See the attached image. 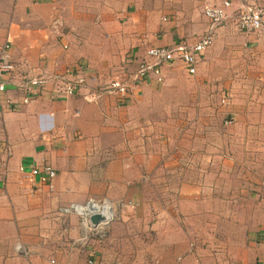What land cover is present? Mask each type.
Returning a JSON list of instances; mask_svg holds the SVG:
<instances>
[{
  "label": "crops",
  "instance_id": "crops-1",
  "mask_svg": "<svg viewBox=\"0 0 264 264\" xmlns=\"http://www.w3.org/2000/svg\"><path fill=\"white\" fill-rule=\"evenodd\" d=\"M222 1L0 0V46L19 75L43 81L27 104L1 96L13 103L0 106V264H259L264 37L233 30V15L264 0H226L192 74L174 61L121 104L88 99L147 48L194 42L209 29L202 8ZM66 70L86 85L51 99L50 78ZM32 165L53 169L49 190L25 182ZM87 197L133 207L114 206L101 243L67 245L80 228L58 210Z\"/></svg>",
  "mask_w": 264,
  "mask_h": 264
},
{
  "label": "built area",
  "instance_id": "built-area-1",
  "mask_svg": "<svg viewBox=\"0 0 264 264\" xmlns=\"http://www.w3.org/2000/svg\"><path fill=\"white\" fill-rule=\"evenodd\" d=\"M227 6L228 1L226 0L222 1L220 6H204L202 15L209 21V29L194 42L187 43L184 40H179L170 46L147 48L144 52L147 60L139 61L134 71L126 76L116 75L103 86L97 87L94 92H90L88 99L96 100L105 94L115 96L117 103L121 104L130 87L139 85L148 75L153 76L156 82H160V66L171 64L174 61L180 63L186 74H192L204 49L210 44L211 28L224 22L226 14L223 9ZM233 25L243 34L259 32L264 37V8L260 5H245L237 8L233 15ZM7 48V42L0 46V106H9L13 103L7 98H1L8 89L20 92V103L27 104L34 95L33 88H40L43 81L39 78L19 75L16 66L7 56ZM50 79L57 86L52 91L51 99H56L58 96H70L86 85L81 70H77L73 74L66 70L61 75L52 76ZM4 153L5 155L9 154L6 146H4ZM18 172L23 173L22 166L18 167ZM54 175L53 169L48 165H32L27 168L23 177L31 187L40 185L49 190ZM114 206L118 209L133 207L128 201L119 200L113 204L105 197H87L81 202L67 203L59 208L58 213L63 216L73 215L77 218L80 234L77 239L73 240V243L80 245L89 241L101 243L108 225L115 218ZM92 216H97L98 220L90 221ZM260 244L264 246V235L260 237ZM13 250L23 257L29 254V249L20 244H15ZM257 262L264 263V250L258 255ZM49 263H52V260H49ZM86 263L91 264L92 260L87 258Z\"/></svg>",
  "mask_w": 264,
  "mask_h": 264
},
{
  "label": "rangeland",
  "instance_id": "rangeland-1",
  "mask_svg": "<svg viewBox=\"0 0 264 264\" xmlns=\"http://www.w3.org/2000/svg\"><path fill=\"white\" fill-rule=\"evenodd\" d=\"M235 28V27H234ZM233 28V30H236V29H234ZM69 217L70 216H67L66 217V220H68L69 219ZM75 218V221H76V224H75V226L78 228V230H79V225H78V221H77V219H76V217H74ZM73 218V219H74ZM73 219H71V220H73ZM69 224V223H68ZM107 230V229H106ZM78 231H76V234H74V232L72 233V227L71 228H68V232H67V240H66V244L68 245V244H70L71 243V241L73 240V239H75L76 237H78ZM105 236H106V232H105ZM65 244V248H67L66 245ZM24 247H26V246H24Z\"/></svg>",
  "mask_w": 264,
  "mask_h": 264
},
{
  "label": "water",
  "instance_id": "water-1",
  "mask_svg": "<svg viewBox=\"0 0 264 264\" xmlns=\"http://www.w3.org/2000/svg\"><path fill=\"white\" fill-rule=\"evenodd\" d=\"M98 220V217L97 216H92L91 218H90V221H92V222H95V221H97Z\"/></svg>",
  "mask_w": 264,
  "mask_h": 264
}]
</instances>
